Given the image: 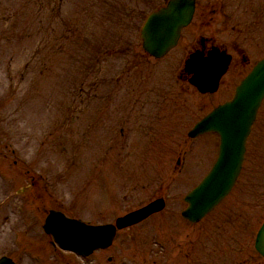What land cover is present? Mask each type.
Here are the masks:
<instances>
[{"label":"rangeland","instance_id":"obj_1","mask_svg":"<svg viewBox=\"0 0 264 264\" xmlns=\"http://www.w3.org/2000/svg\"><path fill=\"white\" fill-rule=\"evenodd\" d=\"M167 1L0 0V150L15 152L8 156L14 182L3 186L0 179V257L13 256L17 264H223L214 257L229 260L237 243L238 254L253 251L264 220V102L230 199L197 233L180 213L219 146L214 134L192 140L188 131L231 98L264 57V0H200L197 14H207L197 19L203 28L197 30L195 20L157 61L143 51L140 30ZM222 9L232 19L215 34V11ZM209 32L235 61L217 93L200 95L180 72L195 39ZM1 158L0 167L8 168ZM17 158V165L33 163L47 177L46 208L30 197L24 215L1 207L8 198L3 188L28 190L25 171L12 168ZM157 198L166 200L162 213L118 232L111 248L86 259L58 249L42 229L49 208L89 224H113ZM16 201L13 196L11 203ZM229 211L241 229L220 223ZM207 231L212 242L201 250L205 259L189 254L185 248L201 253L196 240L206 244ZM222 237L231 243L219 252Z\"/></svg>","mask_w":264,"mask_h":264},{"label":"water","instance_id":"obj_2","mask_svg":"<svg viewBox=\"0 0 264 264\" xmlns=\"http://www.w3.org/2000/svg\"><path fill=\"white\" fill-rule=\"evenodd\" d=\"M195 0H171L168 6L152 13L146 20L141 37L143 48L156 58H162L177 45L181 29L192 19ZM231 57L214 48L207 57L194 53L186 62L185 71L192 75L189 82L202 93L217 91L220 79L226 73ZM264 100V60L258 63L251 74L237 88L234 99L216 108L190 133L191 137L206 132L220 135L219 158L210 174L186 199L190 207L183 213L191 221H199L220 203L234 187L244 161L246 142L258 109ZM162 200L155 201L144 209L117 221L119 229L138 223L164 208ZM47 234L63 248L82 255L111 245L116 228L89 227L50 212L44 225ZM257 251L264 256V224L256 240ZM0 264H13L9 259Z\"/></svg>","mask_w":264,"mask_h":264},{"label":"flooded vegetation","instance_id":"obj_3","mask_svg":"<svg viewBox=\"0 0 264 264\" xmlns=\"http://www.w3.org/2000/svg\"><path fill=\"white\" fill-rule=\"evenodd\" d=\"M200 15L202 16H206V13L202 12L200 13ZM222 17H219V19H221ZM217 21V20H216ZM202 27V25H201ZM209 39V38H208ZM210 41V40H209ZM209 41L206 42V44L204 43V47H207L209 44ZM199 48V47H198ZM244 62H246V59L244 58ZM170 110H171V103L167 106ZM253 208L255 209V207L253 206ZM217 211H213L211 214H209L204 220H202V222L199 224L200 226L198 227V229L196 230L195 233L199 232L201 229H203L204 227H206V223L207 221H209V219L216 213ZM230 213L228 215H223V218L220 219V223L222 225H224L226 228H231V229H241L240 226L238 225V220L236 218V216L231 212L229 211ZM254 214L252 213L251 217L253 216ZM251 224H253V221L250 222ZM210 233V231H207L204 235H203V238L206 242V244H203L200 242V240H196L198 243H199V251H201L202 249H208L207 246H211V242H212V238H209V239H205V237H207V235ZM190 234V237H191V233ZM189 236V235H188ZM192 238V237H191ZM254 238H255V234H254ZM234 241V240H232ZM231 241L227 238H224L222 237L221 238V244L219 246H221L220 249L216 250V251H224L225 248L228 249L229 245ZM251 243V242H250ZM191 246V245H190ZM224 246V247H223ZM251 246V245H250ZM236 247V248H235ZM239 243L235 244L234 248L232 247L231 250H232V253H235L234 255L232 254V256L230 255H226V256H229L230 259L229 260H226L224 261L221 257L219 256H216L214 257V261L216 262V260H221L223 262V264H255L256 262H261V261H264V259L255 251V248H254V244L252 245V248H253V251L251 250V253L248 254V255H244V254H238L239 253ZM187 250V252L193 256H196V255H200L202 256L204 259L206 257V255L208 254H204V251H201V253H197V254H194L195 252V249H191V248H185ZM221 250V251H220ZM186 252V251H185ZM186 252V254H187ZM191 252V253H190ZM223 256V255H222ZM190 262V260H188L186 262V264Z\"/></svg>","mask_w":264,"mask_h":264}]
</instances>
